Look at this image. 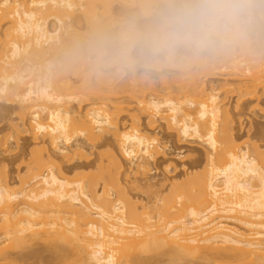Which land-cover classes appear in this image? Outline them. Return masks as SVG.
<instances>
[{
  "label": "bare ground",
  "instance_id": "bare-ground-1",
  "mask_svg": "<svg viewBox=\"0 0 264 264\" xmlns=\"http://www.w3.org/2000/svg\"><path fill=\"white\" fill-rule=\"evenodd\" d=\"M112 1L0 0V101L19 105L22 131L40 146L18 188L7 174L0 180V215L20 218L18 238L37 237L40 230L49 236L58 226L61 237L48 239L66 254L71 247L78 251L73 264H150L143 255L211 264L190 253L196 247L232 252L222 264H264V168L232 132L220 134V97L213 88L199 85L198 99L154 98L142 108L154 131L164 122L207 146L202 171H187L185 182L174 183L151 212L124 191L128 168L148 174L165 154L156 132L147 137L136 124L130 130L120 124L116 112L123 107L114 98L124 89L91 75L93 59L100 70L108 49H99L95 39L116 33L109 30L116 23ZM80 23L86 24L83 32ZM238 67L236 58L224 68ZM254 68L244 71L253 81L259 77ZM192 71L186 68V76L198 81ZM84 102H92L86 111ZM196 103V112L184 109ZM108 132L117 145L99 154L95 176L69 178L50 167L71 152L88 156L86 141Z\"/></svg>",
  "mask_w": 264,
  "mask_h": 264
},
{
  "label": "rangeland",
  "instance_id": "rangeland-1",
  "mask_svg": "<svg viewBox=\"0 0 264 264\" xmlns=\"http://www.w3.org/2000/svg\"><path fill=\"white\" fill-rule=\"evenodd\" d=\"M112 3V16L116 23L109 30L118 32L120 24L139 14V4L115 0ZM50 24L54 25L53 22ZM78 26L81 32L85 31V23ZM236 58L241 67L224 68ZM95 60L92 77L96 79L99 75L105 84L124 89L114 98V102L121 103L123 107L122 111L116 112L120 124L129 130L136 124L147 137L156 132L163 148L165 157L152 163L148 174L143 169L128 168L129 178L122 175L124 191L128 192L133 201L147 204L150 207L148 212L161 202L174 183L185 182L187 171L201 172L208 162L210 152L204 143L182 138L178 127L169 129L164 122H158V129L154 131L149 116L142 111L143 104H149L151 99L172 96L183 102L191 95L200 98L199 85L213 88L220 97V134L232 132L239 138V145L247 148L264 168V50L224 52L200 59L180 57L164 63L136 54L135 62L129 63L109 47L104 53V63L100 70ZM248 65L254 66V70L259 72L255 81L251 79L250 73L244 72ZM186 68L196 72L199 80L189 79L185 74ZM91 103H82L81 110L86 111ZM72 105L79 107L78 103ZM19 109L17 103L0 101V180L7 174L11 182L15 183L14 188H18L21 178L25 176L31 153H40V146L33 144L30 136L20 127ZM184 109L194 113L198 106L197 103L194 106L184 104ZM86 144L90 147L91 154L88 156L71 152L69 157L58 158L50 167L57 174L63 172L69 178L77 173L95 176L99 154L117 145L116 139L112 132H108L99 140H87ZM125 161L128 167L127 159ZM138 211L147 217L148 214L144 213L147 211L142 208ZM20 222L19 217L0 215V264H73L78 260V251L71 247L66 254L48 239L49 236L52 239L61 237L62 230L58 226L51 229L49 236L40 230L37 237L18 238L14 236V231ZM190 253L211 259V264H222V260L234 255L230 251L216 252L201 247L192 249ZM143 258L148 259L150 264H182L166 255H143ZM188 264L206 263L195 257Z\"/></svg>",
  "mask_w": 264,
  "mask_h": 264
},
{
  "label": "clouds",
  "instance_id": "clouds-1",
  "mask_svg": "<svg viewBox=\"0 0 264 264\" xmlns=\"http://www.w3.org/2000/svg\"><path fill=\"white\" fill-rule=\"evenodd\" d=\"M139 14L95 39L129 63L264 50V0H139Z\"/></svg>",
  "mask_w": 264,
  "mask_h": 264
}]
</instances>
